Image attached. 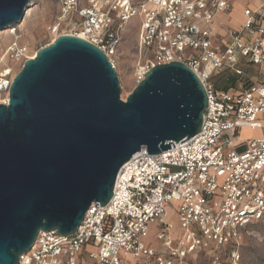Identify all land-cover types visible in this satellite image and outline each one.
<instances>
[{"label":"built area","instance_id":"built-area-1","mask_svg":"<svg viewBox=\"0 0 264 264\" xmlns=\"http://www.w3.org/2000/svg\"><path fill=\"white\" fill-rule=\"evenodd\" d=\"M253 2L235 30L226 23L232 0H56L49 43L78 37L116 69L137 20L136 83L156 65L180 62L208 106L198 134L159 154L141 147L119 169L106 205L92 203L70 235L40 231L18 264H199L202 252L203 264L241 263L240 230L264 226V0ZM27 59L17 43L0 54V104L8 105L17 74L11 62ZM222 74L234 84L216 87ZM241 129L260 135L242 140Z\"/></svg>","mask_w":264,"mask_h":264},{"label":"water","instance_id":"water-1","mask_svg":"<svg viewBox=\"0 0 264 264\" xmlns=\"http://www.w3.org/2000/svg\"><path fill=\"white\" fill-rule=\"evenodd\" d=\"M30 4L0 0V30ZM207 106L198 77L180 62L152 67L122 100L115 69L94 45L60 35L37 50L0 104V264H18L40 231L72 234L92 203H108L134 153L188 141Z\"/></svg>","mask_w":264,"mask_h":264},{"label":"rangeland","instance_id":"rangeland-1","mask_svg":"<svg viewBox=\"0 0 264 264\" xmlns=\"http://www.w3.org/2000/svg\"><path fill=\"white\" fill-rule=\"evenodd\" d=\"M32 7H29L27 11L29 15L26 17V12L21 22L14 26L1 30V33L6 31L14 32L11 34L0 35V54H4L7 46L11 43H17L18 45L26 48L27 55L36 53L41 47L46 46L50 41V36L46 32V26L52 21L56 13V0H31ZM247 4L250 7L254 6L253 0H237L233 6L232 14L228 19V26L233 29H239L244 18L241 15V7ZM26 17V18H25ZM138 32V21L133 20L128 27V34L124 37L122 42L120 53L116 58V73L120 85V98L125 100L126 97L136 87L135 74L137 71V57H136V42ZM15 73H17L21 66L18 62H11ZM261 67L250 66L249 72L255 73ZM264 73V66L261 68ZM221 83L217 87H220ZM240 137L242 140L252 139L259 136V132L249 131L245 129L240 130ZM174 225V237L180 233V230L176 224V218L173 213L170 214L169 219ZM241 245H240V264H264V226L261 225H249L240 230ZM152 235L150 231L149 236ZM198 262L203 264L206 260V253L202 252ZM206 262V261H205Z\"/></svg>","mask_w":264,"mask_h":264},{"label":"trees","instance_id":"trees-1","mask_svg":"<svg viewBox=\"0 0 264 264\" xmlns=\"http://www.w3.org/2000/svg\"><path fill=\"white\" fill-rule=\"evenodd\" d=\"M228 79V80H226ZM220 87L223 88H228L230 85L234 84V78L230 75H226V74H222L221 76H219L215 82L216 87L218 86V84H220Z\"/></svg>","mask_w":264,"mask_h":264},{"label":"bare ground","instance_id":"bare-ground-1","mask_svg":"<svg viewBox=\"0 0 264 264\" xmlns=\"http://www.w3.org/2000/svg\"><path fill=\"white\" fill-rule=\"evenodd\" d=\"M32 6H33V4H30V5H29V7H32ZM29 7H28V8H29ZM28 8H27V9H28ZM27 9H26V10H27ZM25 12H26V11H25ZM29 12H30V11H27V12H26V17L29 15ZM26 17H25V18H26ZM20 22H21V21H20ZM20 22H19V23H20ZM19 23H18V24H19ZM18 24H16V25H18ZM16 25H15V26H16ZM11 27H14V26H11ZM11 27H8V28L11 29ZM8 28H5V29H8ZM5 29H4V30H5ZM0 31H1V30H0ZM6 33L11 34V35H14V32H9V31H6V32H4V33H1V32H0V35H1V34H6ZM35 54H36V53H33L32 55H28V56H30L31 58H34V57H35Z\"/></svg>","mask_w":264,"mask_h":264},{"label":"crops","instance_id":"crops-1","mask_svg":"<svg viewBox=\"0 0 264 264\" xmlns=\"http://www.w3.org/2000/svg\"><path fill=\"white\" fill-rule=\"evenodd\" d=\"M233 1V6L235 5V3L237 2V0H232ZM242 10V7H241ZM232 14V13H231Z\"/></svg>","mask_w":264,"mask_h":264}]
</instances>
